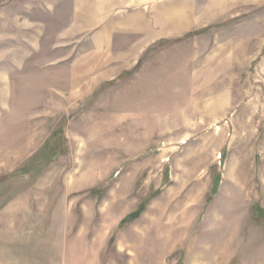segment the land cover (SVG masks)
<instances>
[{
    "label": "rangeland",
    "instance_id": "1",
    "mask_svg": "<svg viewBox=\"0 0 264 264\" xmlns=\"http://www.w3.org/2000/svg\"><path fill=\"white\" fill-rule=\"evenodd\" d=\"M0 264H264V0H0Z\"/></svg>",
    "mask_w": 264,
    "mask_h": 264
}]
</instances>
